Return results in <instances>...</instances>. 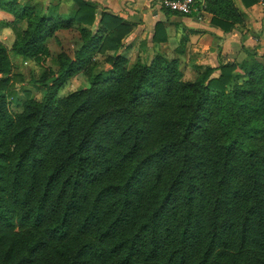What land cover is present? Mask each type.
<instances>
[{"label":"trees","instance_id":"obj_1","mask_svg":"<svg viewBox=\"0 0 264 264\" xmlns=\"http://www.w3.org/2000/svg\"><path fill=\"white\" fill-rule=\"evenodd\" d=\"M71 1L60 15L0 0L44 91L16 92L0 40V264H264V51L185 80L146 41L129 59L137 22ZM201 3L224 32L246 20L233 0ZM72 24L73 55L51 57ZM166 39L156 22L150 41ZM79 70L88 84L59 95Z\"/></svg>","mask_w":264,"mask_h":264},{"label":"crops","instance_id":"obj_2","mask_svg":"<svg viewBox=\"0 0 264 264\" xmlns=\"http://www.w3.org/2000/svg\"><path fill=\"white\" fill-rule=\"evenodd\" d=\"M18 4L20 0H16ZM98 3L99 8L119 15L123 19L137 22L133 35L140 31L148 37L147 45L152 48L150 56L155 49L165 48L171 51L172 58H178L181 69L196 71L198 66H214L218 60H235L242 55V45L255 47L260 53L264 51V1L255 3L233 0L238 9L246 15L243 24H235L227 32L211 23L212 15L201 7L194 9L196 14L189 13L166 15L163 9L149 0H90ZM249 3V4H248ZM63 2L48 0L43 7L59 9ZM68 12L72 7L67 6ZM9 12L0 8V16L6 18ZM12 16V15H11ZM13 18V16H12ZM164 22L167 39L153 44L150 39L156 22ZM5 27V26H4ZM3 27V28H4ZM2 28V29H3ZM1 32V31H0ZM145 36V37H146Z\"/></svg>","mask_w":264,"mask_h":264},{"label":"rangeland","instance_id":"obj_3","mask_svg":"<svg viewBox=\"0 0 264 264\" xmlns=\"http://www.w3.org/2000/svg\"><path fill=\"white\" fill-rule=\"evenodd\" d=\"M8 1H12V0H8ZM46 1L48 0H20V3L24 2V3L34 4L36 10L41 11L43 10ZM56 1L63 2L62 6H60V8L58 9L60 15H62L65 11H67L68 5H71V7L75 5L71 0H56ZM1 9L4 10L3 8ZM11 15L6 16V18L0 16V22L4 24L6 23V26L0 32V40L8 48V54L11 61L10 73L12 74V80H13L12 83L15 85L16 92L22 98L27 95H31L32 97L40 99L44 91L43 89H40L33 84V79H35L38 76L40 72V68L35 64L34 61L24 58L20 55H16L13 53V51L10 50V47L12 46L13 41L16 39L17 31L20 27L19 25L13 24L11 22L13 19ZM146 35L147 34L144 35V32L140 31L136 36L133 35V33H131V35H129L125 39V43L131 44V48L128 53L129 59L133 60L138 55L143 56V52H142L143 47L140 43H142L143 41H146V43L148 42L149 36ZM78 40H79V34H78L77 26L76 24H72L68 28H60L59 30H57L55 37H50L46 40V45L49 47L51 57H56L57 54L64 51L72 56L73 49L77 44ZM146 50L150 55V53L152 52V48L146 45ZM160 50L164 51L168 57L172 58L171 51L169 50L165 51V48H162ZM97 57L96 58L99 67H103L104 64L101 62L103 56L101 54H98ZM47 64L52 66L51 61H47ZM182 70L184 74L183 78L185 80H193L198 72V69H196V71H190V70L185 71L184 68H182ZM1 76L3 75L0 74V77ZM87 84L88 82L84 73L79 70L76 73H74L70 79L66 80V82L62 84V86L59 89V95H65Z\"/></svg>","mask_w":264,"mask_h":264},{"label":"built area","instance_id":"obj_4","mask_svg":"<svg viewBox=\"0 0 264 264\" xmlns=\"http://www.w3.org/2000/svg\"><path fill=\"white\" fill-rule=\"evenodd\" d=\"M149 1L159 5L161 8H167L181 14H189L194 9H196V7L194 6L195 0H149Z\"/></svg>","mask_w":264,"mask_h":264}]
</instances>
